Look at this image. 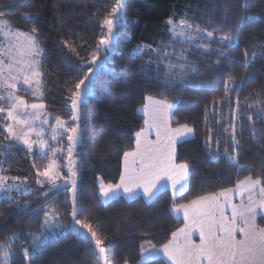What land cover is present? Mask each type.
<instances>
[{"label": "trees", "instance_id": "16d2710c", "mask_svg": "<svg viewBox=\"0 0 264 264\" xmlns=\"http://www.w3.org/2000/svg\"><path fill=\"white\" fill-rule=\"evenodd\" d=\"M115 3L0 0V19L27 33L37 29L34 35L44 50L40 58L41 96L36 99L30 92H18L28 100L42 101L46 111L70 125L67 97L88 72L91 65L82 61L91 60L107 31L102 32L101 22ZM169 19L186 20L203 33L218 30L214 31L215 39L205 36L195 43L182 41L170 34ZM114 31L113 50L107 53L105 64L94 71L89 81L91 93L85 95L81 107V140L75 152L77 218L98 225L108 264H122L124 259L137 264L144 241L159 247L184 225L182 218L173 215L172 206L233 187L248 176L264 178V0H127L123 20ZM228 33L233 41L222 44L219 38ZM137 47L143 52L132 58ZM204 47L209 51H203ZM220 51L226 54L218 56ZM154 52L163 58L159 68L147 63ZM165 53L169 55L165 57ZM181 54L188 65L198 69L193 74L189 68L185 78L192 87H185L179 79H163V62L184 63ZM229 79L234 84L230 83L226 92L224 82ZM148 95L175 103L172 126L188 124L194 129L193 136L176 145V163L190 166L187 185L175 197L163 189L149 200L117 196L103 202L98 178L105 184L119 183L124 152L134 149L135 133L144 128V115L138 108ZM50 121L52 124L55 118ZM233 123L238 165L226 158L233 155ZM2 128L0 121V172L26 180L31 191L13 192L11 199L0 196V256L3 246H8L9 264H97L89 246L73 230L47 240L29 260L23 259V250L42 230L44 211L53 210L68 224L72 206L68 187L53 190L47 182L36 183V173L44 170L48 156L30 153L5 140ZM61 143L67 144V134L56 142ZM63 157L64 153L59 156ZM60 169L65 174L63 161ZM53 198H57L55 203ZM256 222L264 227V216H258ZM141 264L168 263L160 257Z\"/></svg>", "mask_w": 264, "mask_h": 264}, {"label": "snow or ice", "instance_id": "6c2138e0", "mask_svg": "<svg viewBox=\"0 0 264 264\" xmlns=\"http://www.w3.org/2000/svg\"><path fill=\"white\" fill-rule=\"evenodd\" d=\"M127 0H116L112 11L104 17L101 22L102 32L106 29V33L101 36L97 45L96 51L92 54L90 61H82L83 64L91 65L88 67V72L85 73L84 78L79 80L75 85V91H72L67 99L70 101V121H78L81 118V107L83 104L82 85L90 79L89 74L93 73L95 66L98 64V53H110L113 49V42L117 38L114 28L118 26L119 22L123 20V11L126 7ZM6 23V22H4ZM167 23L171 26L170 34H175L176 25L169 19ZM184 28L192 29V25L186 20L181 21ZM206 31V37L215 39L214 31ZM37 29L33 28L31 33H16L13 35L24 36V43L13 44L7 51L0 49V87L14 90L17 87L16 81L23 77V83L32 89L33 95L38 94V87L40 85V71L38 70L39 60L36 59L44 51L37 43V38L34 35ZM201 30L197 26V33ZM180 35H184L181 30ZM189 40L196 39L190 34L187 37ZM204 39L203 36H199ZM220 42L231 43L233 36L228 33L219 38ZM67 46V44H66ZM201 47V46H197ZM15 50V54H14ZM207 52V47L203 48ZM143 49L137 47L132 58L136 55L142 54ZM223 51L218 52V56H224ZM165 53V57L168 56ZM255 55V53L253 54ZM8 57L7 64L3 57ZM27 57V58H26ZM247 59V53H245ZM107 58V57H105ZM163 58H158L157 68ZM181 59L184 63L164 65V81L172 82L179 79L185 87H192L190 81L185 78L189 76V68L191 73H196L198 69L195 66L188 65L186 58L181 54ZM151 64L152 61H148ZM219 63V61H217ZM247 66V65H246ZM174 69H181V71H174ZM7 71L8 75H5ZM19 75H13V72ZM230 83L234 84L231 79L224 82L225 91L229 89ZM33 84L37 87L33 88ZM0 96V99H3ZM8 101L11 103V108L5 109L0 107V113L7 112L6 119L13 123H7L3 126L2 131L7 133L5 140L17 141L22 143L28 150L32 152V143L29 142V132L35 131L32 126V120L39 119V111L45 107L43 104H28L23 98L18 97L13 91L7 93ZM148 103H145L142 111L148 117L144 121L145 127L139 132L135 133L136 142L135 149L131 152H124L125 169L121 173L120 183L116 185L109 184L105 186L100 185V195L104 198L116 195L122 189L123 193L129 197L136 194L137 189L143 190L144 197H151L159 188L160 181L167 179L175 197L178 189H183L189 176V164L186 162L176 163V145L181 139L191 137L194 135V129L188 124L180 125L179 128L172 129L168 126L167 113L169 109L174 107V103L162 100H154L151 97L145 98ZM15 101V102H13ZM149 104H151V111H149ZM239 104V101H237ZM27 109L37 110L35 115L29 116L26 113ZM141 111V109H138ZM207 114V109L205 110ZM235 113H233V120H235ZM249 120L252 116L248 117ZM56 125L53 128L52 139H56L59 135L58 129H63L67 133L68 146L67 151L70 162L73 151L81 140L79 126L71 128L66 127V121L61 117H55ZM47 122V118L45 121ZM27 127L28 131H23ZM232 144L233 155L226 157L232 163L238 165L237 155L235 154V145L238 143L235 137V124L232 125ZM154 131L156 134V141H149L145 133ZM37 136L41 132H36ZM45 141H40V147L43 148ZM208 144H211V133L208 136ZM227 151V150H226ZM56 150H53L55 155ZM130 161V164H129ZM35 167V164L33 165ZM38 177L36 183L42 185L40 177L45 178L47 184L51 189L55 190L58 186V181H63L64 176L57 171L55 160H52L43 171H37ZM69 176L75 177L76 171L74 168L69 169ZM9 179L13 182L11 185L6 183ZM19 182V183H17ZM71 191L73 193L72 205V220L68 224H61L58 216L54 214L53 210L44 211V221L42 228L44 229H63L75 231V226H79L78 235L82 238V242L89 246V251L97 264H107V253L104 246L105 242L101 238L98 230V225L78 219L79 209L76 204L77 183L75 179H71ZM15 189L20 192L23 189L24 194H28L31 189L26 186V180L21 181L19 177L0 176V193H11ZM242 195L247 193V202L243 199L239 205L231 204L229 196L233 192ZM259 199H256V197ZM221 197L224 198L223 202ZM11 199L12 197H7ZM57 198L51 201L55 203ZM24 204H29L24 201ZM225 206L231 208V216H226ZM46 207V206H45ZM174 210H183L184 226L172 232L167 243L161 245L159 249L151 244V241H144L140 245L141 260L137 264H141L144 259L155 260L160 258L161 254L170 264H264V227L257 224V217L264 216V178L257 177L253 179L251 176L245 177L237 183L235 189L225 188L218 193H209L206 195L197 196L195 199L186 204L174 206ZM193 230L199 232V244L192 242ZM239 234V239L237 238ZM44 237V233L34 234L32 238V248L35 249L37 243ZM94 245V248H92ZM5 261L8 258V252L3 253ZM32 252L25 249L23 252V259L25 261L31 258ZM116 264H120L119 261ZM122 264H129L128 259H124Z\"/></svg>", "mask_w": 264, "mask_h": 264}, {"label": "rangeland", "instance_id": "374dc122", "mask_svg": "<svg viewBox=\"0 0 264 264\" xmlns=\"http://www.w3.org/2000/svg\"><path fill=\"white\" fill-rule=\"evenodd\" d=\"M4 22H6V23H4ZM174 24L177 26L174 36L177 37V38H179V39H181L182 41L188 40L190 42L195 43L196 40L199 39V36H203V37L206 36V34L203 33V32H201V31L199 33H197V29H194L193 27H192L191 30H189L187 28H184V26L181 24V21L174 22ZM170 28H171V26H170ZM181 30L184 32V35L183 36L180 35ZM189 32H190V34L192 36L197 37V38L196 39H193V40H189L187 38ZM16 33L29 34V33L25 32V31H23V30H21L19 28L13 27L6 20L0 19V49H4L5 51H7V49L10 46H12L13 44H21V43H24L25 42L24 41V36L23 35H19V36L13 35V34H16ZM14 54H15V50H14ZM41 55H42V53L40 54L39 57L36 58V59L39 60V65H38V70L39 71H40V58H41ZM97 55H98V64L95 66L94 71L100 65H104L105 62H106V60H107V58H105V57H107V53H98ZM160 57L161 56H160L159 53L154 52L153 55H151V56L148 57V61H152V63L150 65L152 67H155L157 65V60ZM3 58L5 60V63L7 64L8 57L5 56ZM165 64H168V62H166V63L163 62V65H165ZM94 71H93V73H90L89 74L90 79L93 76ZM174 71H177L178 72V71H181V69H174ZM40 73H41V71H40ZM5 75L6 76L8 75L7 71L5 72ZM13 75H19V73H16L14 71L13 72ZM39 79H40V84H41V75H40ZM90 79L88 81H86V84L85 85H82V90H83L82 95H83V98L85 97V95L91 93V87H90V83H89ZM16 84H17V87L14 90L7 89L6 87H0V96H3L4 97L3 99H0V107H4L5 109L11 108V103L8 101V98H7V93L9 91H13L16 96L23 98L28 104H33V103H35V104H43V102L40 101V100H28L25 96L21 95L18 92L20 89H22V90H24L26 92H30L32 94V96L37 99V98H39L41 96L40 85L38 87V94L37 95H33L32 89L29 88L27 85H25L23 83V77L22 76H21L20 80L16 81ZM36 87L37 86L35 84H33V88H36ZM146 97H151L154 100H162V101H167V102H170V103H174L173 101H169V100L162 99V98H157V97L151 96V95H148ZM13 102H15V101H13ZM145 103H148V101L145 100L144 104L141 105L138 108V109H141V111H139V112L144 115V119L148 118V117L145 116L144 112L142 111ZM174 105H175V103H174ZM151 107H152L151 104H149V111H151ZM172 109H169L168 110V113H167L168 126L170 128H172V129L179 128L180 125H178V126H172L171 123H170L171 122V119H172ZM36 111L37 110L27 109L26 110V113H21V115H24V114H28L29 116L35 115ZM38 111H39V119L32 120V126L35 129V131L29 132V135H28L29 142L32 143V152H30V153L38 152L41 155H47L48 156L47 165L50 162H52V160H55L56 165H57V171H59L60 175H62V176L65 177V179L63 181H58V186H66V187H68L69 194H70V200H71V206H72L73 205V193L71 191L72 185L70 183V180L71 179H75L76 180V183H77V170H76V156H75V152H76V148H77L78 145L74 149L73 155L71 157V161H75V164H73L72 162H70V158H69L68 151H67L68 139H67V144L66 145L64 143H61V145H57L56 144V142L60 139V137L63 136L64 134H67V133H65L63 131V129H58L57 131L59 132V135L56 137L55 140L52 139L53 128L56 125V120L52 124H51V121L50 120L52 118L57 117V116H55V115L51 114L50 112L46 111L45 108H43L41 110H38ZM6 117H7V112L6 111L3 112V113H0V121L3 124V126L5 124H7V123H13L12 121H8L6 119ZM45 118H47V122H44L45 121ZM61 119H63V118H61ZM63 120H65L67 122L66 119H63ZM76 125L79 126V120L78 121H71V124L70 125H68L66 123L65 126L68 127V128H71V127L76 126ZM144 127H145V125H144ZM79 129H80V127H79ZM23 131H28V128L25 127L23 129ZM36 132H41V135L40 136H37L36 135ZM145 135H146L147 140H149V141H153L154 142L157 139L156 134H155L154 131H148V132L145 133ZM6 136H7V133H6ZM187 138H190V137H187ZM187 138H185V139H187ZM41 140H43V141L46 142L43 148L40 147V141ZM181 140H184V139H181ZM9 142L16 143V144L22 146L26 151H28L27 148L22 143H20V142H17V141H9ZM53 150H56L55 155L52 154L53 153ZM62 153H64V157H63V159H60L59 156ZM61 160L63 161V165L65 167V174H63L62 171H61V169H60V166H61V163H62ZM122 164H123L122 166H123V172H124V169H125L124 157H123ZM129 164H130V161H129ZM47 165H46V167H47ZM72 168H74V170L76 171V176L75 177H70L69 176V169H72ZM0 176H6V177L11 178L10 176H7L5 174H2L1 172H0ZM40 179L42 180V182H46L45 181V178L40 177ZM244 179L245 178H243L242 180H244ZM20 180L23 181L22 179H20ZM187 181H188V179H187ZM98 182H99V187H100L101 183H103L105 186L109 185V184H105L100 178H98ZM6 183H8L9 185H11L13 182L11 181V179H9ZM17 183H19V182H17ZM119 183H120V181H119ZM160 184H159V188H160ZM236 185H237V183H236ZM236 185H234L233 187H230V188L235 189ZM26 186L28 187L27 184H26ZM28 188L30 189V187H28ZM159 188L156 191L159 192ZM220 191H218V192H220ZM13 192H17V191L15 189H13V191L11 193H0V196H10ZM20 192H23V189H21ZM76 193H77V191H76ZM179 193H181V191H179ZM179 193H176V194H179ZM139 194H143V190L142 189H137L136 190V194L133 195V196H131V197L125 195L123 193V190L121 189L118 194L113 195V196H110L109 198L106 199V198H104V197H102L100 195V188H99V197H100L101 201H103V202H107V201H109L112 198H115L117 196H123V197H125L127 199H131V198L137 197V195H139ZM247 195H248L247 193H244L243 196H242V195H240V194H238L237 192L234 191L233 193L230 194L229 200H230L231 204L239 205L241 203L242 199L245 202H247ZM144 198L146 200H149L152 197H150V198L149 197H144ZM220 199L223 202L224 198L221 197ZM256 199H259V197L257 196ZM183 204H186V203H183ZM47 210H51V209H47ZM173 213H174L175 216L181 217L184 220L183 210H179V211L173 210ZM224 214L226 216H229L230 217L231 216V208L225 206V213ZM43 221H44V215H43V219H42V224H43ZM59 222L61 224H64L60 220H59ZM75 229H76L75 231H77V232L80 231L79 230V226H75ZM65 231L66 230H63V229H44V228H42V230L39 233H37V234H40L41 232H43L44 233V237L37 243V245L35 246V249L32 248V242H31L30 247L27 248V249H29L32 252V255H33V253L44 242H46L47 240H49L51 238H55V237H57V236L65 233ZM197 234H199V232L196 231V230H193L192 237L194 235H197ZM238 237H239V234H237V238ZM157 249H159V248H157ZM24 250H23V252H24ZM4 252H8V254H9L8 255V258H7V261H5V258H4V255H3ZM3 253L0 256V264H9L8 263V260L10 258V251L8 249V246H3ZM140 260H141V258H140ZM145 261H147V258L144 259L142 262H145Z\"/></svg>", "mask_w": 264, "mask_h": 264}, {"label": "crops", "instance_id": "0c3cea01", "mask_svg": "<svg viewBox=\"0 0 264 264\" xmlns=\"http://www.w3.org/2000/svg\"><path fill=\"white\" fill-rule=\"evenodd\" d=\"M134 149H135V147H134ZM133 149V150H134ZM132 150V151H133ZM131 152V151H130ZM122 162H123V160H122ZM123 165V164H122ZM122 172H123V166H122ZM160 188H159V191L160 190H163V189H169L170 190V192H171V194L173 195V191H172V189H171V187H170V184L168 183V181H167V179L165 178V179H162L161 181H160ZM186 185H187V183H185V185H184V188L183 189H178V192H176V193H179V191H183L184 189H185V187H186ZM158 191H156L155 193H154V195L157 193ZM154 195H152L151 197H153ZM177 195V194H176ZM175 195V196H176ZM137 196H142L143 198H144V195L143 194H139V195H137ZM145 199V198H144ZM151 199V198H150ZM174 206H177V205H174ZM174 206H172L171 207V211H172V213H173V210H174ZM173 215H174V213H173ZM175 216V215H174ZM175 217H177V216H175ZM181 218V217H180ZM184 226V225H183ZM182 226V227H183ZM240 237H238V239H239ZM170 239H172V236H171V238ZM192 242L193 243H195V244H199V242H200V240H199V234H197V235H194L193 237H192ZM161 246H159V247H156V248H160ZM161 258H163L168 264H170V262H168L167 260H166V258H164L163 257V255L161 254V256H160ZM141 258V257H140ZM147 260H149V259H147Z\"/></svg>", "mask_w": 264, "mask_h": 264}]
</instances>
